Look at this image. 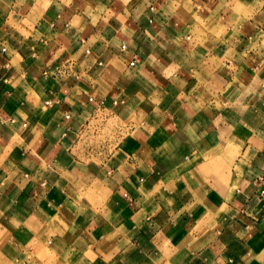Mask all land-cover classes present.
Wrapping results in <instances>:
<instances>
[{
	"label": "crops",
	"instance_id": "crops-1",
	"mask_svg": "<svg viewBox=\"0 0 264 264\" xmlns=\"http://www.w3.org/2000/svg\"><path fill=\"white\" fill-rule=\"evenodd\" d=\"M261 190L264 0H0L11 237L113 229L132 262L264 264Z\"/></svg>",
	"mask_w": 264,
	"mask_h": 264
},
{
	"label": "rangeland",
	"instance_id": "rangeland-1",
	"mask_svg": "<svg viewBox=\"0 0 264 264\" xmlns=\"http://www.w3.org/2000/svg\"><path fill=\"white\" fill-rule=\"evenodd\" d=\"M130 132V126L120 125L116 119H111L104 129L110 147ZM112 230L93 231L84 237H62L55 244L51 238H32L24 243L11 237L2 226L0 264H182L175 252L138 256L140 260L132 262L133 254L124 251L128 241L115 236Z\"/></svg>",
	"mask_w": 264,
	"mask_h": 264
},
{
	"label": "built area",
	"instance_id": "built-area-1",
	"mask_svg": "<svg viewBox=\"0 0 264 264\" xmlns=\"http://www.w3.org/2000/svg\"><path fill=\"white\" fill-rule=\"evenodd\" d=\"M3 50H6V48H3ZM134 63H135V61H132V62H131V64H134ZM46 103L49 104L50 102L47 101ZM261 193L263 194V193H264V190H261Z\"/></svg>",
	"mask_w": 264,
	"mask_h": 264
}]
</instances>
